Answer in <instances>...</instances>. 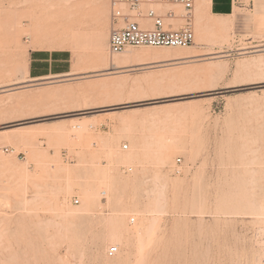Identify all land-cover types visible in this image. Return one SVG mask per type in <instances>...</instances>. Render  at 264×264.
Segmentation results:
<instances>
[{"label":"rangeland","instance_id":"obj_1","mask_svg":"<svg viewBox=\"0 0 264 264\" xmlns=\"http://www.w3.org/2000/svg\"><path fill=\"white\" fill-rule=\"evenodd\" d=\"M112 28L109 0H0V264H264V0L194 9L187 49L109 57ZM32 50L71 73L30 81Z\"/></svg>","mask_w":264,"mask_h":264},{"label":"built area","instance_id":"obj_2","mask_svg":"<svg viewBox=\"0 0 264 264\" xmlns=\"http://www.w3.org/2000/svg\"><path fill=\"white\" fill-rule=\"evenodd\" d=\"M194 3L195 0H109L113 28L108 56L121 55L128 48H190L195 40ZM121 150H128V146L123 145ZM117 252V246L110 247L107 256L114 257Z\"/></svg>","mask_w":264,"mask_h":264},{"label":"crops","instance_id":"obj_3","mask_svg":"<svg viewBox=\"0 0 264 264\" xmlns=\"http://www.w3.org/2000/svg\"><path fill=\"white\" fill-rule=\"evenodd\" d=\"M235 0H195L194 9L204 11L210 18L229 17ZM146 27L150 23L143 21ZM70 53L67 51L32 50L29 53L27 76L30 81L60 78L71 73Z\"/></svg>","mask_w":264,"mask_h":264},{"label":"bare ground","instance_id":"obj_4","mask_svg":"<svg viewBox=\"0 0 264 264\" xmlns=\"http://www.w3.org/2000/svg\"><path fill=\"white\" fill-rule=\"evenodd\" d=\"M66 3H67V2H66ZM236 6H237V5H236ZM203 10H204V7H203ZM235 11H236V10H235ZM223 23H224V22H223ZM20 24H21V23H20ZM220 24L222 25V22H221ZM224 24H225V23H224ZM28 28H29V27H28ZM228 28H229V27H228ZM15 33H16V32H15ZM72 45H73V44H72ZM106 45H107V44H106ZM127 52H128V51H127ZM262 64H263V63H262ZM106 66H107V65H106ZM24 68H25V67H24ZM26 68H27V67H26ZM21 70H22V69H21ZM24 70H25V69H24ZM25 71H26V74H27V70H25ZM25 71H24V72H25ZM74 72H75V71H74ZM175 76H177V75H175ZM157 80H158V79H157ZM157 80H156V81H157ZM161 81H162V80H161ZM124 82H125V81H124ZM126 82H127V81H126ZM111 85H112V84H111ZM124 87H125V85H124ZM114 88H115V87H114ZM77 127L80 128L81 126L79 125V126H77ZM75 128H76V127H75ZM65 133H66V132H65ZM61 134H62V133H61ZM60 137H61V136H60ZM106 184H107V183H106ZM154 220H155V219H154ZM133 222H134V221H133ZM150 222H151V221H150ZM151 223H152V224H151ZM151 223H150L151 225L148 226L149 228H147L148 230L146 229V232H147V233H146L145 236H146L147 238H150V237H151V236L149 237V235L152 233V231L154 232V230H155V229H154V226L156 227V224H157V223H154L153 220H152ZM154 224H155V225H154ZM143 225H144V224H143ZM138 226H139V225H138ZM140 226H141V225H140ZM135 227H136V226H135ZM145 228H146V227H145ZM144 230H145V229H144ZM133 231H135L133 237L135 236V237L137 238V241L140 240V239L145 238V237L142 238V234H143V232H141L140 229H134ZM120 233H121V232H120ZM124 233H125V232H124ZM126 233H127V232H126ZM144 233H145V232H144ZM122 234H123V233H122ZM147 234H148V235H147ZM120 236H121V234L119 235V237H120ZM122 236L124 237V235H122ZM129 236H130V235H129ZM143 236H144V234H143ZM119 237H118V239H119ZM126 237H127V236H126ZM135 237H134V238H135ZM128 238H129V237H128ZM147 238H146V240H147ZM116 239H117V238H116ZM130 239H131V238H130ZM146 240H145V242H147ZM148 240L150 241V239H148ZM118 241H119V240H118ZM141 244H142V242L140 241V243H139V241H138V245H141ZM144 244H145V243H144ZM146 245H147V243H146ZM144 247H146V246L144 245ZM139 248H140L141 250H143V249H142V248H143L142 245L139 246ZM141 250H140V251H141ZM138 255H139V254H138Z\"/></svg>","mask_w":264,"mask_h":264}]
</instances>
